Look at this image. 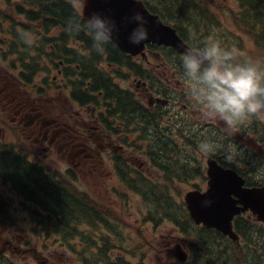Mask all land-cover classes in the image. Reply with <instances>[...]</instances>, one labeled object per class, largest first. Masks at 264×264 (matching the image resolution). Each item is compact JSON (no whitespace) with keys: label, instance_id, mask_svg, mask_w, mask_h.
I'll return each mask as SVG.
<instances>
[{"label":"flooded vegetation","instance_id":"flooded-vegetation-1","mask_svg":"<svg viewBox=\"0 0 264 264\" xmlns=\"http://www.w3.org/2000/svg\"><path fill=\"white\" fill-rule=\"evenodd\" d=\"M57 49L60 52L66 50L62 46H58ZM71 49L68 52L75 67L64 66L60 61L54 64L50 71L33 70V76L39 73L44 78L38 76L26 82L7 69L0 70V117L9 125L8 129L0 120V149L24 151L25 160L36 170L40 167L50 169L48 166L58 168L67 164L69 170L74 172H90L103 177L114 175L115 183H118L119 179L122 181L133 179L138 172L133 171L127 161L118 155L124 148L120 144V136L130 132L136 136V141H140L138 131L149 130L151 127L149 117L155 114L153 110L165 107L168 110V107L172 106L177 113L182 107L178 99L184 101V108L187 107V102L180 96L184 90L181 93L177 91L182 85L181 79L177 78V75L180 77V72L176 75L174 64L168 62V58L165 59L158 46L148 44L143 61L139 57L130 58L124 55L116 47L115 51L109 47L108 50L111 49L117 57L129 59L138 68V71L133 73L132 81L138 93L148 96L147 103L141 101L143 105L139 104L146 111H136L133 117H128L117 110L115 99H112L113 81L108 78L111 84H107L102 82L103 79L98 72H94L92 77L84 72L88 68L86 61L92 63L93 57L97 58L101 54L95 53L90 47L89 49L81 47V51L73 47ZM2 50L0 48V65H10L15 71H19L23 65H16L20 61L18 51L9 46L8 58L13 64H6L1 59ZM89 55L90 58H85ZM119 58H116V64L121 63ZM77 61L81 62L83 67L77 64ZM142 62L143 75L140 76ZM151 66L155 71H159L157 75L164 78L159 84L154 83L156 75L149 70ZM53 73L56 75L52 76ZM93 82L98 84L97 88L92 86ZM98 88L101 89L96 91ZM152 141L153 139H149V142L135 145L136 150L148 158L150 163L152 159L149 152L157 153L159 148L158 144ZM108 161L113 168L106 167L105 162ZM108 170L110 172H107ZM113 184L110 186H114ZM248 220L264 225L258 223L255 217L244 214L236 219L240 233L245 229L247 225L245 222ZM12 225L3 223L0 224V228L7 227L11 230ZM24 227L30 230H45L51 225L38 223ZM225 240L227 244L232 243L226 237ZM213 241L214 246L220 245L219 240ZM12 243V236L0 231V254L11 256L8 261L0 260V264L18 262L20 253L24 252L17 251L18 246ZM215 259L199 255L197 263L212 264ZM192 262L193 260L190 264Z\"/></svg>","mask_w":264,"mask_h":264},{"label":"rangeland","instance_id":"rangeland-1","mask_svg":"<svg viewBox=\"0 0 264 264\" xmlns=\"http://www.w3.org/2000/svg\"><path fill=\"white\" fill-rule=\"evenodd\" d=\"M13 4H19L21 3L20 0H12ZM72 6L75 7L78 12H81V8L77 7V0H73L71 2ZM219 6L223 9V13L217 11L213 8V6ZM158 5V2H154L152 4L153 8H156ZM0 26L4 29L3 32H0V45L3 44L4 38L3 35L8 30V28L11 27L12 21L22 23L24 22V19L15 17L11 14L10 8L5 0H0ZM238 9L237 3L235 0H211V3L209 0H196V10H198L200 13L203 14L202 20L205 23L207 33H201L196 34L200 39H202L201 44H203L205 41H207L209 38H215L217 39L223 47H229L231 44V41H240V44L242 47H244L245 50L243 51H235L236 55L237 53H240L241 56H245L246 49H249L251 46V42L249 38L245 35H243L237 27L232 23V21L228 18L229 13L227 11H234L236 12ZM184 31H194L196 33L195 28H188L185 26H179ZM13 31V29L11 30ZM61 32H64V29H61ZM66 36V35H65ZM67 37V36H66ZM1 48V47H0ZM42 57L49 60L50 62L53 61V57L51 55H44L41 54ZM256 57L255 60L260 61V56L255 54ZM41 60H38L36 62H40ZM129 67L126 65H120V67H115V70H119L117 73H113L114 81L117 85L121 86L122 88H126L129 91L133 92L136 96V98L140 101H143V103H147L148 96L147 94L138 93L135 88V85L132 81L133 73L135 70L133 69L134 66H132L131 63H128ZM101 67L105 69V64H102ZM157 67V66H156ZM159 69V68H158ZM149 70L152 73H156L159 71H155L154 68L151 66ZM124 79L126 81H124ZM123 80V81H122ZM156 84H159L158 79H156ZM184 86H181L182 88ZM47 89V87H46ZM140 89V88H138ZM179 105L182 106V108L178 109L177 113L173 110L172 106L168 107L169 109L165 110V113L163 114L165 117L163 119V125L159 129V126L157 124H151V127L149 128L150 135L155 139L157 144L160 146L170 150L166 153V159H159V156L156 154V158L154 159L153 167L152 163H150V160L145 158L140 151L136 150L135 145H137L140 141H136V136L133 133H126L124 135H121V141L120 144L123 145V150L118 155L122 156L127 163L132 167L133 171H137L139 175L137 177L139 178H145L147 177L150 181H159L160 184H158L161 189H166L167 193L169 194L170 199L172 198V194L177 198L176 201L183 202V196L189 191L193 190H199L204 191L206 189V178H205V162L206 158L209 156H216L220 153L216 150L212 152L209 155H204L199 152L198 150V142L202 137H209L211 139L216 140L217 136L215 133V128L213 126L219 127L220 129H223L224 132H226L231 138H234L235 140L232 141L235 147L238 149L241 148L242 155L245 154L246 151L248 152V149H250L252 152L257 153L259 156L260 163H255L254 165L252 163L245 164L241 162V160H234L235 164L243 171L247 176H250L253 180H259L260 176H264V166H262L261 161L264 163V145L263 150L261 152H258V149L255 147H251V144L256 143L258 140V136H255L254 133L252 134V129L247 127L249 131V134H247V131H241V127L239 126L235 130H226L225 126L223 125L222 121H219L218 119L212 117V116H206L203 110L198 107L193 100L189 97L188 103H192L191 107L194 109V111L189 110L187 113L183 111L184 101L179 100ZM1 108V104H0ZM167 108V107H165ZM252 119H256L258 123V134L261 133L262 130H264V116H253ZM0 120L2 121V124L9 127L6 121H4L1 117ZM251 119L247 120L246 122H249ZM245 122V123H246ZM245 123L242 124V129L245 128ZM212 124V125H209ZM256 133V134H257ZM235 135V136H234ZM177 137L178 146L176 150L174 148L166 147L168 137ZM186 136V137H184ZM6 141L8 142V135L6 133ZM186 138H191V142L196 143L197 145H189ZM246 148H245V147ZM248 147V149H247ZM158 153V152H157ZM165 154V153H164ZM222 154V153H221ZM223 155L229 156V152H224ZM243 158L246 160V157L243 156ZM194 160L196 159L201 163L202 169V175L200 177H192V178H176L175 176L172 178V183H167L164 180L160 179L159 177H162L163 175L159 172V170L163 167L164 163H167L169 166L171 163H178L179 166L182 168H185L189 171L191 169L188 167L185 160ZM231 159V158H230ZM160 160V167H158L157 162ZM105 165L108 169L113 168V165L111 162H105ZM193 166H196V162H192ZM68 165L65 164L63 166H59L58 168L54 166H48L51 167L56 171V173L59 175L58 180L56 181L58 184L62 186H72V188L75 191H83L87 193L91 199H94L99 202L101 197L103 196V191L108 189L105 188L106 184H113L116 185L114 181V175L111 174L109 177L106 175H92V174H85L82 172H74L72 170H69ZM107 172H110L109 170ZM179 175H182L181 172H178ZM198 174V173H195ZM107 179H111V181H108ZM67 183V184H66ZM61 186V187H62ZM1 187V183H0ZM110 188V187H109ZM114 193L121 194V190L115 189L113 191ZM0 194L7 198L8 200L2 201V207H11L10 213H6L4 215L5 219L8 220L9 223L13 224L11 226V230L7 227H1L0 231L3 233L7 232L9 233L12 238L14 239L13 245L18 246L17 251H19L20 247H23L26 252L20 253L19 261L12 264H79V258L75 255V253H69L64 252L62 249V242L61 244V236L58 234H55L51 231H41V229L36 230H30L24 231V224L30 226L32 225V222L30 218L27 217L25 209L33 210V206L30 203L29 200L25 201L22 206L21 200L15 196L11 195L10 193H6L3 189L0 188ZM125 202L127 203L129 207V212L131 213V216L126 221V230L125 235H127L126 242L129 244V248L135 252V254L139 255L141 253H144L146 256V261L148 264H164L165 262V256L163 251L164 244L159 242L157 239L159 235L163 234L167 236V239L170 240L171 244L174 242H178L181 240V238L177 235L176 231L168 226H162V227H149L148 229L144 228V225L140 222H138L137 219H141L142 217H138L140 214V211L142 208H144V215L146 213V207L143 205L141 199L133 194L130 193V195H125ZM173 201V199H172ZM100 206L104 207L105 205L109 208L112 206H115L117 204V195H114L112 199H105L103 201H100ZM25 208V209H24ZM24 217L26 219H24ZM183 220V218H182ZM188 225V228L190 230H194V225L191 224L188 221H185ZM170 225V224H169ZM171 226V225H170ZM172 227V226H171ZM84 231L82 232L83 238L78 237V239L81 241V243L74 244V248H81L82 243L91 241L92 238H96L97 240H100L102 237L105 236V233L101 227H89L84 228ZM193 235V241L199 242L202 247L205 246L204 244L207 241V248L208 252L204 254L207 258H216L214 263L212 264H226L228 263V254H225L224 252L221 253V249L219 247L218 251H215L213 249L214 241L211 237L200 235L199 233L192 232ZM200 235V236H199ZM202 237V238H200ZM104 238H108L104 237ZM204 238V239H203ZM264 239V238H263ZM21 242V243H20ZM20 244V246H19ZM233 253L239 256L234 249L230 248ZM187 251V249L185 248ZM10 255H4L0 254V260H7L10 258ZM141 257V256H139ZM138 257V258H139ZM143 257V256H142ZM8 264V263H4Z\"/></svg>","mask_w":264,"mask_h":264},{"label":"trees","instance_id":"trees-1","mask_svg":"<svg viewBox=\"0 0 264 264\" xmlns=\"http://www.w3.org/2000/svg\"><path fill=\"white\" fill-rule=\"evenodd\" d=\"M238 6L236 12L227 11L229 16L226 18L230 19L232 23L237 27V29L245 36H247L251 42L249 49H246L245 56H241L240 53H237V59L243 61L245 59L251 58L256 59L255 54L260 56V61L262 62L261 67H264V0H235ZM152 2H158L156 8H153L152 5H146L150 12L153 14H158L160 18L173 26L179 33V35L186 41L193 43L201 42V39L196 34L207 33L205 23L202 20L203 14L196 10V0H152ZM211 3V0H209ZM27 7L17 6L12 7V12L14 11L16 15H23L26 19L36 21L38 19H44L43 22L45 27H55L61 26L64 29L62 33L64 36L69 35L66 30L67 22L76 16H80L77 13V10L72 6V4L66 2V0H26ZM212 5V4H211ZM213 6V5H212ZM219 12H222L223 9L219 6H213ZM223 13V12H222ZM1 14V9H0ZM179 26H185L188 28H195L194 31L186 32ZM77 36V37H75ZM74 37L81 41L85 49L91 48V40L89 37L84 35V32L81 31L79 34L74 35ZM87 38V42L79 38ZM113 51H115V48ZM226 49L233 50L234 52L245 50L241 46L240 41H231L229 47ZM108 59H110V52L107 50ZM173 53L174 59L177 61L178 55ZM80 59V57H78ZM88 68L84 72L92 77L91 75L96 72L91 64L95 66L91 61H86ZM82 67V63L77 61ZM104 83H109V80H102ZM94 88H97V83L93 82L92 85ZM101 88L96 89L98 91ZM112 99H115L117 110L125 114L128 117H133L134 112H145L146 110L140 106L137 102H134L133 98L127 95V92H123L118 87L113 86ZM111 111V108H110ZM241 131H247L249 134L250 129H252V134L258 136L256 143L261 144L264 142V130L258 134V123L257 120L252 119L249 122L245 123V128L242 129V124L239 125ZM250 126V127H249ZM249 127L250 129H247ZM224 131L215 130L217 139L215 140L222 147L218 148L219 152L223 150V140L224 142L230 144L231 137L229 138ZM257 133V134H256ZM204 138V137H202ZM191 139V138H190ZM189 138H186L189 145H197L196 143L191 142ZM177 144H167L169 148H175ZM230 146V145H229ZM158 153L149 152V156L154 161L153 155H158L159 159H166V153L173 149H166L158 144ZM165 153V154H164ZM161 156V157H160ZM232 159H240L237 153H231ZM188 167L192 170L199 171L200 162L196 159L188 160L186 159ZM192 162H196V166L192 165ZM158 167H160V160L157 162ZM163 168V169H162ZM160 170L165 174L166 180L170 182V174H175L179 170L185 169L179 166L178 163H171L169 166L167 163H164L163 167ZM0 175L2 176L4 182L8 183L14 190L21 192L27 197L34 200L38 205L45 207L52 214L57 215V228H54L55 232L62 234L63 236H68L74 238L77 230L72 227V219H78L85 215H92L93 210L88 205L84 197L77 196L74 192L69 191L66 187L56 183L45 176L40 170H36L31 166L25 159L16 157L12 152L5 151L0 149ZM139 181L136 179H127L125 185L139 192L143 199L153 203L154 200L151 198L153 195L152 189L144 185H138ZM129 183V184H128ZM62 186V187H61ZM157 198H165L162 195H155ZM158 206H163V202L158 203ZM159 210V209H157ZM247 224V231H252L251 223L245 222ZM254 231V230H253ZM255 234L260 236L256 239L248 240V243L245 246L243 251L239 250V255L245 257V261H239L235 258L233 252H231V260L233 264H264V233L259 230H255ZM258 232V233H257ZM243 236L247 237V233L244 231L241 233ZM64 241H69L63 239ZM207 245V241L205 243ZM224 251L225 248L222 244L219 246H213L215 251L218 249ZM68 249H72V246L69 245ZM250 261V263H249Z\"/></svg>","mask_w":264,"mask_h":264},{"label":"clouds","instance_id":"clouds-1","mask_svg":"<svg viewBox=\"0 0 264 264\" xmlns=\"http://www.w3.org/2000/svg\"><path fill=\"white\" fill-rule=\"evenodd\" d=\"M87 3L88 0H77V7L83 8ZM124 23L134 25L127 36L129 44L138 46L147 41L149 31L142 13H132ZM66 30L73 35L86 32L97 54L117 46L118 28L109 16L99 13L87 18L76 16L67 22ZM21 39L30 46L35 42V35L22 32ZM261 64L251 58L238 60L233 50L226 49L213 37L202 45L185 49L180 58V79L206 116L222 121L226 130H235L253 116H264V67ZM197 147L200 153L209 155L222 146L206 136L199 140Z\"/></svg>","mask_w":264,"mask_h":264},{"label":"water","instance_id":"water-1","mask_svg":"<svg viewBox=\"0 0 264 264\" xmlns=\"http://www.w3.org/2000/svg\"><path fill=\"white\" fill-rule=\"evenodd\" d=\"M134 12L143 14L149 31L147 41L138 46L129 44L127 39L134 25L124 23L125 18ZM93 13L109 16L115 21L118 28L117 47L131 55L144 56L142 52L148 43L171 47L180 54L189 48L175 29L164 24L157 15L150 14L140 1L133 3V0H88L82 10L83 17L87 18ZM208 176L210 180L207 192H190L185 197L196 224L202 223L207 228H216L231 236L232 218L240 212L250 210L264 221V187L243 188L244 181L237 173L222 169L211 159L208 160ZM233 196L237 199H233Z\"/></svg>","mask_w":264,"mask_h":264}]
</instances>
